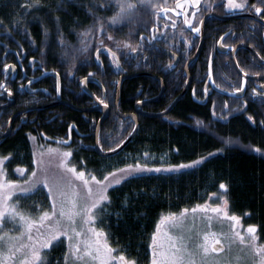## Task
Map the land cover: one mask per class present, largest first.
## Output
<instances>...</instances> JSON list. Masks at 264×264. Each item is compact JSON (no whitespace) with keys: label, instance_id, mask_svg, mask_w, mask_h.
Returning a JSON list of instances; mask_svg holds the SVG:
<instances>
[{"label":"trees","instance_id":"1","mask_svg":"<svg viewBox=\"0 0 264 264\" xmlns=\"http://www.w3.org/2000/svg\"><path fill=\"white\" fill-rule=\"evenodd\" d=\"M10 1L0 0V92L8 90L7 83L4 86L2 83L10 81L4 68L10 61L24 63L30 60L47 67L72 64L77 52L83 49L82 33L91 29L92 19L95 20V32L101 24L105 28L111 27L109 33L114 38H124L129 32L127 28L151 25L155 17V9L140 4L141 8L132 12L135 13L133 26L124 25L122 21L112 25L108 21L120 11L122 0H27L19 21L11 23L13 19L9 15L13 6ZM59 33L63 34V44ZM115 79L116 72L109 70L107 89L112 103L117 95ZM154 84L142 76L126 80L121 90L120 109L123 112L134 110L143 98L155 94ZM68 98L77 106L85 104L70 96ZM163 104L150 103L146 109L156 113L155 110L167 107ZM233 108L236 106L221 101L202 104L186 96L162 116L137 114L139 131L125 150L168 153L172 165L205 159L197 166L179 172L153 171L134 175L110 190L111 205L103 220L113 246L122 254H131L130 258L136 260H147V238L160 215L191 209L217 192L221 183L227 185L232 209L243 216L246 225L257 226L259 240L264 241V123H261L264 115L258 107ZM249 110L255 119H249ZM10 111L11 108L2 110V124L9 118ZM61 111L62 120L55 117L53 124L48 126L60 131L61 138L50 135L45 139L39 127L30 130L22 126L9 137L0 138V153L14 154L19 159L28 152L30 137H34L39 143L47 140L72 149L75 161L81 163L85 159L88 164L84 166L93 170L99 168L100 159L108 157L99 155L95 149L96 129L85 121L81 111L66 106ZM86 116H90V122L97 125L102 114L95 111ZM69 120L76 122L78 130L69 129ZM134 127L130 118L108 117L99 134L102 148H115ZM229 140L232 142L228 143ZM255 148H260L261 152L254 151ZM12 163L10 167L17 164ZM125 197L128 198L126 208L123 207ZM57 248L52 249L55 251L53 254L52 250L49 252L48 264L62 261L66 246Z\"/></svg>","mask_w":264,"mask_h":264},{"label":"flooded vegetation","instance_id":"2","mask_svg":"<svg viewBox=\"0 0 264 264\" xmlns=\"http://www.w3.org/2000/svg\"><path fill=\"white\" fill-rule=\"evenodd\" d=\"M178 3L183 7H179ZM254 3H258V0H248V4ZM155 5L160 7H155L152 24L147 25L149 27L137 26L136 31H131V35L127 37L137 47L136 52H127L125 47L117 48L115 44H111L107 37L112 34L108 33L101 37L100 42L103 41V44L99 48L95 49L94 40H88L86 49L82 47L70 65L47 67L30 60L24 63L19 60L10 61L7 65L15 67L9 68V73L6 72L10 81L8 79L3 82L2 86L7 83V91L15 99L11 105L0 107V130L7 132L11 125L9 134L0 138L9 137L22 126L29 127L30 130L39 127L45 139H49L50 135L61 138L60 131L49 129L48 126L53 124L55 117L62 120L61 108L64 106L81 111L85 121L97 131V125L94 121L90 122V116H86L95 111L103 116V112L96 108L97 97L103 99L108 106L107 118L117 115L123 119L125 117L121 113H132L136 109L123 112L119 106V98V111L117 110L119 81L123 76L133 73L138 74L125 77L122 86L126 80L140 76L155 83V94L141 101L155 99L146 101L142 106L143 111L153 112L146 109V106L150 103L160 105L163 102L167 107L155 110L160 113L175 100L179 102L190 96L202 104L221 101L226 105L236 106L233 108L235 110L258 107L261 115H264V12L257 15L247 7L229 10L226 0H201L200 11L186 0H155ZM193 12H196L198 19L203 20L202 25L192 17ZM185 15L192 20L193 26L201 28L200 33L193 32L184 22ZM90 24L91 33H94L95 20L92 19ZM112 40L114 42L117 38ZM85 41H82L81 46ZM108 48L117 53L118 59L110 55ZM111 69L116 72L117 82L114 103L108 97L107 89L108 72ZM89 73L93 75L90 76ZM237 87L242 91H236ZM19 96L21 97L18 99ZM68 96L85 103L84 106L75 105ZM7 102L8 100L0 99V105ZM7 108H11L10 116L2 124V110ZM143 111L137 114H145ZM252 113L249 110L247 115L255 119ZM67 123L69 129L78 130L74 120ZM52 132L55 134H51ZM69 150L73 156L72 149ZM81 164L88 163L83 159Z\"/></svg>","mask_w":264,"mask_h":264},{"label":"snow or ice","instance_id":"3","mask_svg":"<svg viewBox=\"0 0 264 264\" xmlns=\"http://www.w3.org/2000/svg\"><path fill=\"white\" fill-rule=\"evenodd\" d=\"M68 2V0H66ZM190 5H194L197 11H200L201 0H186ZM141 4L153 6L151 0H140ZM102 7L103 5H98ZM179 7H183L182 4L178 3ZM120 11L113 17H111L112 23H119L123 19L130 17L133 10L136 8L134 3L129 2V0H123L119 3ZM155 7H160L155 5ZM226 7L232 8H245L249 11H254L255 14L259 15L264 12V0H258V3L248 4V0H243L242 3H236V0H226ZM168 11V9H165ZM192 17L197 19L199 25L203 24V20L196 17V12L192 13ZM264 18V17H262ZM184 22L192 28L195 33H200L201 28L199 26H193L192 20L185 15ZM167 27V25H165ZM100 31H103V26H100ZM59 31V30H58ZM91 29L82 33L83 36H89L91 34ZM61 35V43H64L63 34ZM109 40L112 37L109 35L107 37ZM144 37H141L143 40ZM155 39V37H153ZM223 40V37H221ZM103 44V41H101ZM121 45L125 48H131L133 52L137 51V47H133L127 41H117L116 47L120 48ZM234 50V49H233ZM97 51V57L99 56V49ZM107 51L113 58H117V53L111 48ZM264 59V57H262ZM210 66V65H209ZM15 65H5V70L9 68H14ZM89 75H93L89 73ZM247 75V73H245ZM31 83V81H29ZM236 91H242L241 88L237 87ZM101 104L105 101L100 97L96 98ZM142 103V102H141ZM252 120V117H249ZM200 123V122H198ZM264 123V121H261ZM135 131V129H133ZM34 139V137H32ZM232 141L229 140L228 143ZM115 150V149H111ZM254 151L261 152L260 148H255ZM72 153H63L64 157H70ZM145 157L149 156V153L145 152L143 154ZM209 155H212L211 153ZM11 154L7 156H0V231H2L5 218L15 221L18 217V222L23 227V232L19 237L7 236V233L0 235V241L7 237L8 240V251L10 253V258L12 255L19 253V264H48L47 260L42 256L44 250H49V252L55 247L63 244L64 241H68L67 251L63 254L62 261H58L57 264H69L71 259L72 264H78L80 261L86 260H96L99 259L101 264H111V261L118 259L120 264H136L135 260H128L123 254L117 257H113L111 254L114 251L106 242L107 234L103 230H98L94 223L98 215L106 210L108 206L111 205V197L107 194V189L112 187V182L109 181V177H115V172H109L108 175L103 177V180H98L95 175H90V179L85 178V172L77 171L76 168L68 167L66 162L62 161V166L65 170L75 177V179L81 181L86 189V193L81 196L80 192L76 189H72L71 194L66 191L67 187L71 186L69 181L67 185L57 182L56 189L51 186L49 178L45 176L42 179H34L37 177L36 171H31L30 177L24 181L27 187H21L16 181L6 180L5 175V163L9 161ZM205 158L192 161L191 164H174L169 165L166 168L161 167H149L147 163H135L128 164L125 168H120L117 171L122 175L120 178L115 180V184H120L124 180L138 173L143 172H179L182 169L193 167L203 162ZM17 172L21 175L27 171L24 168H17ZM90 181L95 182V184L101 186V192L98 196L93 195V190L89 186ZM42 185L47 188V194L51 200L50 208L45 210L44 208L37 205V216L33 218L31 213H25L22 210H18V201L16 205L6 206L5 201L12 200V195L15 194L18 189L22 194V198H28L29 194L35 193L38 186ZM9 189L8 195H3L4 189ZM219 188L227 192V185L221 183ZM215 195V194H213ZM60 197L59 205L56 197ZM107 202V204H105ZM227 199H224V205L227 206ZM70 205V207H69ZM103 205V206H102ZM128 206V198L125 197L123 202V207ZM197 208L202 211L207 210V205H197L191 211L195 213ZM99 209V212H97ZM189 210L184 209L180 216L176 214H170L169 216L163 217L157 224L156 231L153 233L151 245L152 248V258L151 264H234V261L230 257H225L224 259H219L218 254L225 252V247L221 244V240L216 238V234L212 233L213 242L209 243V234L207 233H196L195 225L187 227L185 225L184 214ZM212 211L217 213H223L227 216V212L223 208H213ZM79 222L88 225L87 232L91 233V237L88 240L83 239L85 232L77 230L78 219ZM230 220L234 221L233 228L240 225V218L233 215L228 217ZM47 222V223H46ZM168 224L170 228L176 229L177 234L172 235L169 232H165V241L158 242V237L161 234V226ZM36 230V234L33 235V230ZM41 229H45L41 231ZM247 233L249 234L250 240L252 241L248 247L251 249V259L255 262L258 258V264H264V245H257L255 241L258 239L257 226L249 225L247 227ZM64 238L63 240L61 238ZM235 239L239 244L243 245L245 243V237L241 235L239 231L234 233ZM101 238H104L102 243ZM27 240L28 243H23V240ZM232 241L233 237L227 238ZM20 241L19 243H16ZM219 245V247H218ZM229 252L231 251V243L228 245ZM236 261L240 260V256L235 257Z\"/></svg>","mask_w":264,"mask_h":264},{"label":"rangeland","instance_id":"4","mask_svg":"<svg viewBox=\"0 0 264 264\" xmlns=\"http://www.w3.org/2000/svg\"><path fill=\"white\" fill-rule=\"evenodd\" d=\"M123 1V0H122ZM95 2V0H93ZM129 2L134 3L136 5V9L141 8L140 6V0H129ZM9 3L12 4L13 8L11 11V14L9 15L13 21L11 23L18 22L19 19L22 16L21 10L26 7L28 4L27 0H11ZM236 3H240L238 0H236ZM151 4L153 6H149L153 9H155V0H151ZM148 6V5H147ZM229 9V8H227ZM235 10L236 8H232ZM230 10V9H229ZM133 13L130 17H127L122 20V24L127 25L130 24L131 26L133 23ZM189 18V16H188ZM78 20V19H77ZM99 22V21H98ZM100 23V22H99ZM108 23L114 25L115 23H112V21H108ZM101 26V24H98ZM111 27H108L105 29L103 27V31H100L99 26L96 29V32L94 30V33H91L87 38L83 37L86 41L88 40H94L95 44V49L101 47V37L105 36L108 34L109 29ZM137 26L127 28L126 35L124 38L117 37V40L113 42L114 35L112 34L111 37L112 39L110 40L111 44H115L117 41H127L129 44H131L133 47H136L135 44L130 43L129 39L127 38L129 35H131V31L134 33L136 31ZM105 31V33H103ZM92 36H94L92 38ZM99 37V39H98ZM84 42L82 47L86 49L85 45H87V42ZM89 45V44H88ZM123 45H121L122 47ZM126 51H132L131 48H126ZM69 148L58 144V145H52V143H48L47 140H44L43 142L39 143L38 141L36 142L35 139H32L30 141V146L28 149V152L25 153V155L19 156L20 158H16L17 155L11 154V158L9 161H6L5 163V175H6V180L8 181H16L21 187H27L28 185L24 184V181L30 177L31 171H36L37 172V177L34 179H42L45 176L49 178L51 186L56 189V184L57 182L63 183L65 185L68 184V182H71V186L66 188V191L71 194L72 189H76L77 191L80 192L81 196H83L86 193V189L83 185V183L73 176V174L67 172L65 168L62 166V161L66 162L68 167H75L76 170L83 171L85 172V178L90 179V175H95L98 180H103V177L108 175L109 172H115L116 176L115 177H109V181L112 182V187H109L107 189V194H110V190L114 188L115 186H118L120 184H115V180L120 178L122 175L119 173L117 170L120 168H125L128 164H135L137 162L143 164L147 163L149 167H161V168H166L170 164V154L168 153H154L150 152L146 149L141 150L140 152H134L133 150H123L122 153L118 154L117 156H109L108 158H102L100 159V166L99 168H96L95 170L89 169L87 166L82 165L80 162H77L73 159L72 156L70 157H64L63 153L69 152ZM147 152L149 153L148 157H145L143 154ZM28 155V156H27ZM0 156H7V155H2L0 153ZM18 157V156H17ZM27 157V158H25ZM199 160V159H197ZM195 161V160H193ZM15 162L17 163L16 166L10 167V165ZM192 161L189 162H184L183 164H191ZM197 166V165H195ZM193 166V167H195ZM193 167H189L186 169H190ZM17 168H24L27 169L26 172H24L23 175H21L19 172L16 171ZM185 170V169H182ZM180 170V171H182ZM167 172V171H164ZM146 173V172H143ZM142 174V173H138ZM136 174V175H138ZM130 178V177H129ZM125 181V180H124ZM123 181V182H124ZM122 182V183H123ZM225 184V183H224ZM89 186L93 190V195L98 196L101 192V186L95 184V182L90 181ZM228 190V188H227ZM9 194V189L5 188L3 195H8ZM215 194V195H213ZM227 199L228 203L227 206L225 207L224 205V199ZM59 205V200L60 197H56ZM18 201V210H22L25 213H31L33 218H36L37 216V205L40 207L44 208L45 210L50 208L51 205V200L48 197L47 194V188L43 187L42 185L38 186L37 190L33 194H29L28 198H22V194L19 192L17 189L15 194L12 195V200L5 201L6 206H12L16 205ZM105 204H107L105 202ZM197 205H207V210L202 211L201 209L197 208V211L193 213L191 210L193 208H196ZM195 205L187 213L184 214L185 217V225L187 227H191L193 224L195 225V232L196 233H207L209 234V243L211 244L213 242V237L212 233L216 234V238H219L221 240V244L225 247V252L219 253L218 258L219 259H224L226 256L230 257L233 259L234 264H258V258L254 262L251 259V249L248 247V245L252 242L250 240L249 234L247 233V227L249 225H246V223L243 220V216L239 215L236 213L229 202L227 192L224 193L223 190H221L218 187V191L214 192L206 197V199L202 202ZM103 206V205H102ZM70 207V205H69ZM223 208L225 212H227V216H225L223 213H217L212 211L213 208ZM109 211V208L107 207L106 210L102 213H100L94 223V226L98 230H103L104 233L107 234L106 236V242L107 244L114 250L112 252L113 257H117L123 252L120 251L119 249L116 248V246H113L112 241H111V236L107 232V226L104 224V215L106 212ZM97 212H99V209H97ZM181 212L173 213V212H166L162 213L158 220L156 221V225L154 227L153 232L148 236L147 242H146V251H147V260H136L131 257V254H123L128 260H135L136 264H151V258H152V248L150 247L151 245V240L153 233L156 231L157 224L160 222V220L163 217L169 216L170 214H176L177 216H180ZM237 216L240 218V225L233 228L234 221L230 220L228 217L230 216ZM78 219V225H77V230H81L85 232V236L83 239L88 240L91 237V233L87 232L88 225H85L83 223L79 222ZM19 218L17 217L15 221L9 220L7 217L5 218V223L3 226L2 231H0V235H3L4 233H7V236L11 237H19L21 236L23 232V227L22 225L18 222ZM47 223V222H46ZM45 229H41V231H44ZM236 231H239L241 235L245 237V243L243 245L239 244V242L235 239L234 233ZM169 232L172 235L177 234V230L170 228L169 225L166 223L165 225L161 226V234L158 237V242H164L165 241V236L164 233ZM36 234V230H33V235ZM257 235V233H256ZM228 237H233L232 241H229L227 238ZM258 237V235H257ZM62 240L64 239L63 237L61 238ZM102 243L104 242V238H101ZM20 241H17L16 243H19ZM23 243H28V241L25 239L22 241ZM231 243V251L229 252L228 250V245ZM257 245H264V241H260L259 237L255 241ZM68 246V241H64L63 244H60L57 246V249H60L62 247ZM219 247V245H218ZM55 251H51L53 254ZM59 253V251L57 252ZM49 250H44L42 252V256L47 259V257L50 255ZM239 255L240 260L236 261L235 257ZM61 256V255H60ZM0 264H19V253L16 255H12L10 258V253L8 251V240L7 237H5L4 240L0 241ZM69 264H72V261L70 259ZM78 264H101L99 259L96 260H86V261H80ZM111 264H120V261L118 259H114L111 261Z\"/></svg>","mask_w":264,"mask_h":264},{"label":"water","instance_id":"5","mask_svg":"<svg viewBox=\"0 0 264 264\" xmlns=\"http://www.w3.org/2000/svg\"><path fill=\"white\" fill-rule=\"evenodd\" d=\"M10 69H8L6 72L9 73ZM138 73H133V74H130V75H126V76H123L120 81H119V89H118V97H117V110L119 111V108H118V103H119V98H120V91H121V86H122V82L124 80L125 77H130V76H135L137 75ZM0 99H5V100H8V102L6 104H2L0 105L1 106H9L11 105L13 102H14V95L8 91H5L3 92L2 94H0ZM155 98H150L148 100H143V101H140L137 103L136 105V111L132 112V113H121V116L123 117H130L133 119V121L135 122V131H132V133L116 148H114L115 150H105L102 148L101 144H100V140H99V134H100V126L101 124L105 121V119L107 118L108 116V113H109V109H108V106L105 107L104 104H101L99 101L98 102V105L96 106V108L100 109L102 112H103V116L101 117L100 121L98 122L97 124V131H96V139H95V149L97 151V153L99 155H102V156H106V157H109V156H114L116 154H119L120 152H122L128 145L129 143L134 139V137L137 135L138 131H139V121H138V117H137V112H140V111H143L142 110V106L143 104L146 102V101H152L154 100ZM142 102V103H141ZM177 100H175L172 105H170L165 111L163 112H160V113H152V112H147V111H143L145 114L147 115H151V116H160L162 114H166L169 110H171V108H173L174 104H176ZM14 117L15 115L12 117L11 119V123L13 122L14 120ZM10 129H11V125L9 126V129L7 132H2L0 130V137L2 136H6L9 134L10 132Z\"/></svg>","mask_w":264,"mask_h":264},{"label":"bare ground","instance_id":"6","mask_svg":"<svg viewBox=\"0 0 264 264\" xmlns=\"http://www.w3.org/2000/svg\"><path fill=\"white\" fill-rule=\"evenodd\" d=\"M153 113V112H152ZM42 142V141H41ZM51 144V143H50ZM52 145H55V144H52Z\"/></svg>","mask_w":264,"mask_h":264}]
</instances>
